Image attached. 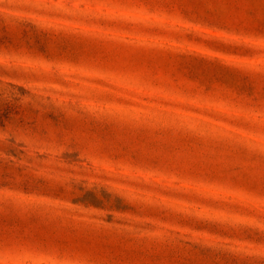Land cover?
I'll list each match as a JSON object with an SVG mask.
<instances>
[{
    "label": "rangeland",
    "instance_id": "obj_1",
    "mask_svg": "<svg viewBox=\"0 0 264 264\" xmlns=\"http://www.w3.org/2000/svg\"><path fill=\"white\" fill-rule=\"evenodd\" d=\"M0 264H264V0H0Z\"/></svg>",
    "mask_w": 264,
    "mask_h": 264
}]
</instances>
